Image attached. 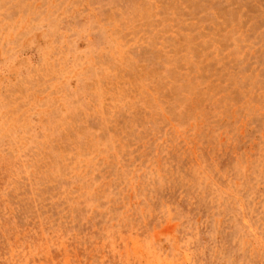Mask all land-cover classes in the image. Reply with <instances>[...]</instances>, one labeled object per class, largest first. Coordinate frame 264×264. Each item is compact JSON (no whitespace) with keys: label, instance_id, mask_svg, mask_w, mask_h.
Here are the masks:
<instances>
[{"label":"rangeland","instance_id":"obj_1","mask_svg":"<svg viewBox=\"0 0 264 264\" xmlns=\"http://www.w3.org/2000/svg\"><path fill=\"white\" fill-rule=\"evenodd\" d=\"M0 264H264V0H0Z\"/></svg>","mask_w":264,"mask_h":264}]
</instances>
